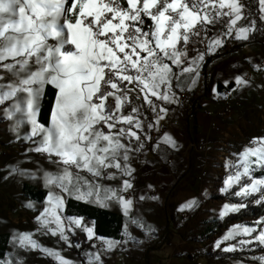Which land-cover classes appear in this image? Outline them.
I'll list each match as a JSON object with an SVG mask.
<instances>
[{
	"label": "snow or ice",
	"instance_id": "snow-or-ice-1",
	"mask_svg": "<svg viewBox=\"0 0 264 264\" xmlns=\"http://www.w3.org/2000/svg\"><path fill=\"white\" fill-rule=\"evenodd\" d=\"M126 3L127 7H123L120 0H71L70 5L69 0H0V68L14 77L0 84V106L10 102L3 108V118L14 121L11 130L18 141L31 142L33 147L26 152L46 154L49 163L57 167V172H44L46 187H59L69 196L88 202H93L90 198L95 195L94 202L104 207L114 201L128 216L133 201L125 199L121 193L133 188L136 170L130 161L138 160L140 153L146 152L149 141L155 140L153 151H160L161 143L172 149L178 145L167 131L157 137L145 131L139 119V107H132L128 115L118 113L125 105H131L130 94H136L137 99L143 94V101L155 119V123L147 124V129L161 133L160 122L166 117L167 108L158 106L151 97L178 103L172 91L173 79L179 86L182 74L195 72L198 76L205 56L199 53L189 66L181 68L188 56L189 42L196 43L201 32H207L208 26L222 16L229 17L228 31L224 35H231L237 21L242 19L245 5L240 0H126ZM259 6L260 18L264 20V0H259ZM225 8L228 11H223ZM253 30L255 21L251 28L236 29V38L247 40ZM181 43L184 49L178 48ZM222 44L218 36L208 40V52H215ZM8 60L12 62H5ZM167 61L180 68V73L173 72ZM253 67L260 70L259 65ZM2 79L4 77L0 76ZM234 80L237 88L251 86V81L243 75L235 76ZM224 83L227 86L229 81ZM48 85L56 89V96L51 122L46 126L39 121V112ZM109 97L115 100L114 108L108 103ZM26 124L31 126L30 132L21 135ZM138 132L144 135L143 141ZM125 139L127 143L123 142ZM251 143L256 147H245L238 154L237 162L229 165L235 172L227 176L220 189L222 193L239 197L241 202L225 203L219 214L221 218L248 207L243 201L249 197L264 206V175H254L264 172V136L252 138ZM161 158L166 159L164 155ZM110 168L116 169L119 177L117 172L104 176L105 170ZM72 169L77 171L73 173ZM5 171L7 175L2 177L5 180L32 176L19 165L10 164ZM81 171L94 178L129 179H123L119 189L104 187L105 195L101 198V185L89 182L80 175ZM234 186H238V190L230 192ZM255 194H259L258 199ZM199 204L197 198H191L181 209H194ZM26 207L34 208V204L28 202ZM63 209L64 198L49 191L46 206L36 217L37 231L50 232L53 236L59 233L60 239L71 247L64 220L81 227L82 218L62 217ZM255 224H264V217ZM83 231L89 240L95 235L93 228L85 227ZM256 232L258 234L253 236ZM242 234L250 238L239 241L241 248L254 243L264 247V227L258 230L256 226L241 225L230 228L216 241L215 247L219 249L222 241ZM33 235L17 233L12 237L13 245L39 250L54 257L58 264H77L59 251L39 244ZM125 235L133 239L127 231ZM103 242L104 251H111L121 243L111 239H103ZM74 246L81 248L80 244ZM235 250L236 246L230 245L222 251ZM87 258V264H104L100 252H88ZM252 259L264 264V255ZM4 264H24V260L4 259Z\"/></svg>",
	"mask_w": 264,
	"mask_h": 264
},
{
	"label": "crops",
	"instance_id": "crops-1",
	"mask_svg": "<svg viewBox=\"0 0 264 264\" xmlns=\"http://www.w3.org/2000/svg\"><path fill=\"white\" fill-rule=\"evenodd\" d=\"M240 2L245 5L243 16L241 20L237 21L231 35H224V33H227L228 28L224 30L222 21L218 20L214 25L208 26L207 32H201L196 43L189 42L186 49L188 56L184 62L187 60L192 61L199 53H205V56L200 63L198 76L195 72L184 73L180 76L179 86L185 88L188 92L186 105L180 108L179 102L166 103L151 97L157 102L158 106L167 108V115L160 123L171 120L178 121L177 126H170L165 130L176 140L178 148L172 149L161 143L159 157L149 155L147 161H151V163L135 164L136 173L138 172L140 178L138 187L143 186L142 190L137 191L138 199L148 203L141 222L145 225V233L155 237L151 244L143 250L142 259L156 238L165 232L168 223L170 234L161 253L162 256L167 255L166 264L209 263V260L197 259L196 255H193V250L197 247L194 239L209 235L216 222L220 221V216L215 214L214 209L219 206L221 200L208 201L207 199L213 192L219 191L215 187V182L217 177L225 170L227 155L223 150L227 147L229 134L239 125L248 108L254 106V100L258 99L260 91L264 90V69L257 70L253 67L254 64L258 65L264 59V20L260 18L259 0H240ZM227 21L229 23V17H227ZM253 21H255V30L248 33V39H237L236 29L251 28ZM205 36L207 39H205ZM217 36L223 40V44L215 52L209 53L208 40ZM193 39L197 38L194 37ZM226 42L234 47L241 46V49L213 66L206 86L202 85L204 66L207 59L216 55ZM178 48L184 49L183 43L179 44ZM8 61L5 62L10 63ZM167 62L172 66L170 61ZM172 68L173 72L180 73V68L175 66H172ZM5 74L6 76L11 75L0 68V76L5 77ZM237 75H243L245 79L250 80L251 86L237 88L234 80ZM6 79H2V82ZM193 79L196 80L195 84L192 83ZM225 80L229 81L227 86L224 83ZM229 85L232 86L229 89L231 95L240 99L242 105L236 108L229 117L220 118L215 115L221 107L216 96L221 92L219 86L227 88ZM174 86H177L175 78L172 81V91L179 101V97L173 89ZM141 97L143 99V94H141ZM193 108L194 110H192ZM205 111H210L212 115H207ZM186 112L188 119L184 116ZM212 122L221 128V132L212 129ZM146 131L152 137L162 135L154 129H146ZM4 133L5 130L0 125V136L3 137ZM199 136H204L209 141L207 152L204 154L189 149V145ZM153 141L155 142V140ZM162 155L166 159H162ZM168 160H172V162L168 163ZM186 172H189L188 175L178 183L175 191L170 194L171 186L176 182V177ZM149 185L157 190L152 196L144 194ZM141 196H144L145 199L141 200ZM153 196L158 197V199H151ZM191 198H197L200 201L199 207L181 209V206ZM184 214L187 217H184ZM131 236L134 237L133 234ZM129 247L137 248L135 244ZM189 256L193 257L189 258ZM128 257H130L128 253H119L117 259H114V264L133 263L132 260L128 261L131 258Z\"/></svg>",
	"mask_w": 264,
	"mask_h": 264
},
{
	"label": "rangeland",
	"instance_id": "rangeland-1",
	"mask_svg": "<svg viewBox=\"0 0 264 264\" xmlns=\"http://www.w3.org/2000/svg\"><path fill=\"white\" fill-rule=\"evenodd\" d=\"M51 42V41H50ZM8 62H12L9 60ZM7 78L4 82L0 80V84L7 83L9 81L14 80L12 75L5 74ZM10 102H6L5 105L0 106V125L4 128L5 133L4 136H0V232H6L10 234V244L8 248V253L5 259H19L23 258L24 264H58V261L52 256H46L43 252L36 249H23L18 246L13 245L12 237L17 233L23 232H31L33 233V239L36 240L39 244L59 251L61 255L76 261L77 264H87V253L88 252H100L102 259L104 260V264H114V259L118 257L119 253H128L130 258L128 261L132 260L133 263L128 264H142L143 259L141 258V254L143 250L147 247V245L151 244L153 240V236H150L148 233H145L144 228L145 225L141 222V218L144 216V212L146 210L147 201H140L138 199V190H142L143 186L139 185V174L136 171L133 174H136V178L132 179V184L134 187V197L133 203L129 211V215L125 216L122 208L116 202H110L109 206L104 207L100 204L94 202L96 200L95 195L91 197V201L88 202L85 200H80L84 202H88L94 205L101 206L103 208L111 209L115 212H118L125 217V225L123 230V245H119L117 248L111 251H104L105 245L101 248H96L92 245L91 240L95 237L93 236L91 240L87 238V233L83 231V228L89 227L92 228L90 223H86L81 220V227H77L75 224L69 225L68 221L64 220V228L65 233L69 237V243L73 246H69L63 240L60 239L59 233L53 236L50 232L46 231H37L39 228V224L36 221V217L40 215L46 206V199L43 202H36L28 199L23 194V185L28 183L32 184L37 188H41L44 190L52 191L56 195L62 196L64 198V207H65V199L69 196L67 192H62L59 187L51 186L46 187L43 174L45 171L48 172H57L58 169L55 165H51L48 161V157L46 154H38L35 152L28 153L26 149L29 147H33L30 141L24 140L23 142L18 141L15 138V133L11 130V125L14 123L12 120L4 119V107H8ZM108 103L115 107V100L112 97H109ZM132 107H139L140 116L139 119L143 121L144 129L146 131L148 119L143 111V107L141 103L137 101L131 100V105H125L119 114L128 115L131 112ZM126 125H118V127ZM30 125H25L21 130V135H24L26 132H30ZM134 131H138L133 127ZM104 131L107 132V128H104ZM148 132V131H147ZM138 135H143L138 132ZM264 136V90L260 91V95L257 100H254V106H250L248 111L245 112L243 119L240 121L239 125L229 134V140L227 143V147L224 148V152L226 153L225 158V170L217 177L215 182V187L219 189V191L213 192L210 197L207 199L208 201L218 200L221 202L218 204L219 206L214 209L215 214H220L222 206L225 203H237L233 201V199L240 200L239 197H235L234 195H230L227 193H222L220 189L224 186V181L228 175L233 174L235 172L234 168H230V164H235L237 162L238 154L245 147H256L251 143L252 138ZM7 143H3V142ZM9 141V142H8ZM127 143V139L123 141ZM133 143H135L133 141ZM208 149V148H207ZM134 155V154H133ZM131 166L135 168V164L137 163V159H132L130 161ZM19 165L23 169H27L32 173L31 177L25 176L23 178L17 176L15 178L9 177L7 180L3 179L4 175H7L5 168L8 165ZM73 173L77 170L72 169ZM108 172H117L116 169L110 168L105 170L104 176L107 175ZM260 172V171H258ZM80 175L85 177L89 182L98 183L101 185L100 189V197L103 198L105 193L103 191L104 187H110L119 189L122 185L123 179H129L128 177L117 178L115 180H109L102 177H92L86 171H81ZM117 176L119 177V173L117 172ZM246 179V178H245ZM139 188V189H138ZM238 190V186H234L230 192H234ZM128 191L121 193L125 199V194ZM256 195V194H255ZM76 199V198H75ZM79 200V199H77ZM28 202H32L34 204V208L26 207ZM217 204V203H216ZM242 210V209H241ZM238 213V212H237ZM234 214V213H229ZM227 215V216H228ZM220 216V215H219ZM227 216L221 218L222 221ZM62 217H68L64 213V209L62 212ZM77 218V217H75ZM132 221H138V223H132ZM139 225H143L142 227ZM241 225L246 227H264V224L257 226L255 225H245V224H234ZM234 225H231L227 229H224L217 233V231L210 232L209 235L205 237L195 238L194 241L197 243V247L194 250L200 248L202 250L201 254H197L196 258H203L209 260L208 264H257L258 261H254L252 257H259L264 255V247H258L255 243L251 246H245L243 248L240 247L239 241L242 239H249L250 237L246 235H238L233 239L222 241L221 247L217 249L215 247L216 241L221 240L222 237L228 232L230 228ZM54 228L55 225H52ZM133 234V239H127L125 232ZM258 232L253 233L252 235H257ZM113 240V239H111ZM118 241V240H116ZM126 241V242H125ZM80 244L81 248L77 249L74 245ZM135 244L137 248H130L129 246ZM235 245L236 250L233 252H224L222 251L224 248ZM193 250V251H194ZM229 254L225 259H220L219 257H214V254ZM116 254V255H115ZM165 254V253H163ZM194 255V254H193ZM167 256V255H166ZM0 264H4V260L0 261ZM204 264V263H203Z\"/></svg>",
	"mask_w": 264,
	"mask_h": 264
},
{
	"label": "trees",
	"instance_id": "trees-1",
	"mask_svg": "<svg viewBox=\"0 0 264 264\" xmlns=\"http://www.w3.org/2000/svg\"><path fill=\"white\" fill-rule=\"evenodd\" d=\"M121 5L123 7H127L126 0H120ZM71 0H69V5ZM149 23H151L149 21ZM241 49L240 47H234L233 45L226 42L224 47L218 51L216 55L207 59L206 64L204 66L203 72V83L202 85L206 86L207 81L211 75L213 70V66L219 64L220 62L227 59L232 53ZM231 85L227 87V89H231ZM224 88L219 86V90L222 91ZM56 96V89L48 85L46 86V93L43 97L42 107L39 112V121L46 126L50 125V114L54 104ZM132 101H137L141 103L143 107V111L149 122L154 123V115L151 112L149 106L144 103L142 97L137 99L136 94H130ZM156 104L157 102L152 99ZM194 110V108L192 109ZM185 118L188 119L187 112L185 113ZM189 172L182 174L181 176L176 177V182L171 186L170 194H172L178 183L182 181ZM255 176L259 177L264 175V172H256ZM23 194L25 197L32 201L43 202L48 196V191L37 188L32 184H24L23 185ZM255 198H259V194L255 195ZM237 203H240V200L233 199ZM248 204V207L240 210L238 213L230 214L222 221H217L214 229H211L210 232L220 231L227 229L231 225L234 224H245V225H255V222L264 217V206L258 205L254 202L253 197H249L247 200L243 201ZM64 213L68 217H77L82 218V220L86 223H90L94 230V236L105 237L108 239L123 240V230L125 225V217L124 215L108 210L98 205H94L88 202L80 201L72 197H66L65 199V207ZM169 222V221H168ZM169 225L167 223L165 232L158 236L156 240L152 243L151 247L147 249L144 257V264H166L167 256H162L161 253L164 249V246L169 238ZM10 244V234L6 232H0V261H3L8 253V248ZM229 254H214V257H219L220 259H225ZM193 256H189L192 258ZM259 264V263H257Z\"/></svg>",
	"mask_w": 264,
	"mask_h": 264
},
{
	"label": "built area",
	"instance_id": "built-area-1",
	"mask_svg": "<svg viewBox=\"0 0 264 264\" xmlns=\"http://www.w3.org/2000/svg\"><path fill=\"white\" fill-rule=\"evenodd\" d=\"M223 11H228L226 8ZM220 21H222V27L224 30H226L228 28V21H227V16H222L220 19ZM191 63L190 60L185 61L182 65V67H187L189 66V64ZM260 66V69H264V59L258 64ZM174 91L177 93L178 97H179V106L180 108H183L188 100V92L185 88L181 87V86H174L173 87ZM217 101L221 104L220 109L216 112V116L220 117V118H227L230 115L233 114L234 110L238 107H240L242 105V102L240 99L238 98H234L231 93L230 90L227 88H224L221 92H219V94L216 96ZM205 113L207 115H212V113L210 111H205ZM178 125V121L177 120H171V121H165L160 123L161 126V133L162 134L163 131H165L168 127L170 126H177ZM211 127L212 129H214L216 131V129H220V127L212 122L211 123ZM141 140H144V135H140ZM155 142L154 141H149L147 143V150L146 152H142L139 155V159L137 160L138 164H144V161L147 160L149 155H152L153 157H159L160 152L159 151H153L152 147L153 144ZM209 143L208 139L204 136H199L196 138V140H194L190 145H189V149L193 150L197 153L200 154H204L207 152V144ZM172 160H168V163H171ZM136 178V174H133V180ZM157 192L156 188L151 187V188H147L144 191V194L146 196H152ZM126 199H133L134 197V188L130 189L128 193L125 194ZM184 217H187L186 214L183 215ZM108 239L105 237H100V236H95L92 240L91 243L94 247L96 248H101L102 246H104V242L103 239ZM120 245H123L124 240L120 241ZM202 247V245H200V248ZM198 248L196 250L193 251L194 255L197 254H201L202 250Z\"/></svg>",
	"mask_w": 264,
	"mask_h": 264
},
{
	"label": "bare ground",
	"instance_id": "bare-ground-1",
	"mask_svg": "<svg viewBox=\"0 0 264 264\" xmlns=\"http://www.w3.org/2000/svg\"><path fill=\"white\" fill-rule=\"evenodd\" d=\"M216 131H220L221 132V128L220 129H216ZM207 148H208V144H207Z\"/></svg>",
	"mask_w": 264,
	"mask_h": 264
}]
</instances>
